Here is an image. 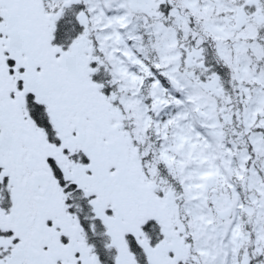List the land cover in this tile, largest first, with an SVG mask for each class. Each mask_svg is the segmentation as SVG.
<instances>
[{
    "label": "snow or ice",
    "instance_id": "snow-or-ice-1",
    "mask_svg": "<svg viewBox=\"0 0 264 264\" xmlns=\"http://www.w3.org/2000/svg\"><path fill=\"white\" fill-rule=\"evenodd\" d=\"M0 264H264V0H0Z\"/></svg>",
    "mask_w": 264,
    "mask_h": 264
}]
</instances>
